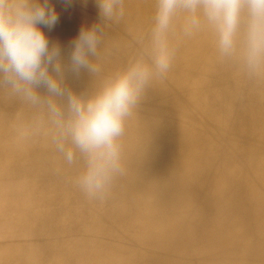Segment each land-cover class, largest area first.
<instances>
[{"label":"bare ground","instance_id":"bare-ground-1","mask_svg":"<svg viewBox=\"0 0 264 264\" xmlns=\"http://www.w3.org/2000/svg\"><path fill=\"white\" fill-rule=\"evenodd\" d=\"M48 2L58 20L41 27L67 65L81 30L104 22L96 0ZM153 13L154 0H126L124 21L104 29L120 48L110 68ZM65 83L88 94L95 78L66 71ZM18 107L0 92V264H264V85L217 63L207 38L186 42L146 92L126 173L103 201L42 143L13 142Z\"/></svg>","mask_w":264,"mask_h":264},{"label":"clouds","instance_id":"clouds-1","mask_svg":"<svg viewBox=\"0 0 264 264\" xmlns=\"http://www.w3.org/2000/svg\"><path fill=\"white\" fill-rule=\"evenodd\" d=\"M96 2L104 23L81 30L65 65L41 27L58 20L48 0H0V92L19 104L8 120L13 142L42 143L79 169L74 183L88 199L103 201L126 173L140 102L170 76L186 42L207 38L217 63L264 85V0H154L135 51L111 68L120 48L104 29L124 21L126 0ZM81 70L95 78L88 94L65 83L66 71Z\"/></svg>","mask_w":264,"mask_h":264}]
</instances>
